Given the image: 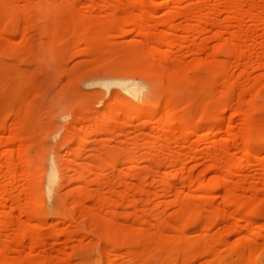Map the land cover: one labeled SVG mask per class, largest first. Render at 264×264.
<instances>
[{
    "label": "rangeland",
    "instance_id": "rangeland-1",
    "mask_svg": "<svg viewBox=\"0 0 264 264\" xmlns=\"http://www.w3.org/2000/svg\"><path fill=\"white\" fill-rule=\"evenodd\" d=\"M0 264H264V0H0Z\"/></svg>",
    "mask_w": 264,
    "mask_h": 264
},
{
    "label": "bare ground",
    "instance_id": "bare-ground-1",
    "mask_svg": "<svg viewBox=\"0 0 264 264\" xmlns=\"http://www.w3.org/2000/svg\"><path fill=\"white\" fill-rule=\"evenodd\" d=\"M126 89H128V91H130V93H131L132 95H136V93H137V91H136L137 88H135L134 86H130V85H129L128 88H126ZM170 107H171V106L168 105V106L166 107V110L169 111V110L171 109ZM151 112H152V111H151ZM151 112H149V113H151ZM153 114H156V112L154 111ZM169 122H172V121H171V120H168V121L166 122V124H168ZM125 240H126V239H125Z\"/></svg>",
    "mask_w": 264,
    "mask_h": 264
}]
</instances>
